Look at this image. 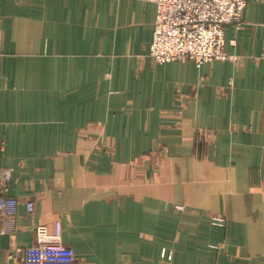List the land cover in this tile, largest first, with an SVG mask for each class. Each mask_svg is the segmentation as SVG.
Wrapping results in <instances>:
<instances>
[{
    "label": "crops",
    "instance_id": "0c3cea01",
    "mask_svg": "<svg viewBox=\"0 0 264 264\" xmlns=\"http://www.w3.org/2000/svg\"><path fill=\"white\" fill-rule=\"evenodd\" d=\"M246 1L231 58L198 67L149 55L150 1L0 0V169L21 203L0 264L57 222L78 264H264V0Z\"/></svg>",
    "mask_w": 264,
    "mask_h": 264
},
{
    "label": "built area",
    "instance_id": "2783aa9c",
    "mask_svg": "<svg viewBox=\"0 0 264 264\" xmlns=\"http://www.w3.org/2000/svg\"><path fill=\"white\" fill-rule=\"evenodd\" d=\"M156 6L153 41L149 55L159 64L175 61H192L198 67L213 61H226L231 57L224 47L225 29L244 25L243 12L246 0H147ZM14 169H0V218L12 228L3 232H15L13 226L20 200L10 195ZM30 214L35 210L33 202L27 203ZM183 210L182 206H176ZM223 221V220H222ZM221 222V221H220ZM35 244L19 249L20 264H78L74 249L62 241L61 224L57 222L50 232L45 225L34 229ZM168 252V251H167ZM162 256L173 260V252L163 251ZM165 258V257H164Z\"/></svg>",
    "mask_w": 264,
    "mask_h": 264
},
{
    "label": "rangeland",
    "instance_id": "374dc122",
    "mask_svg": "<svg viewBox=\"0 0 264 264\" xmlns=\"http://www.w3.org/2000/svg\"><path fill=\"white\" fill-rule=\"evenodd\" d=\"M164 251H165V250H164ZM165 252L168 254L167 251H165ZM164 257H165V258H164ZM164 257L162 256V258L165 259L166 261H168V262H172V260H171V261L167 260V259H166V256H164Z\"/></svg>",
    "mask_w": 264,
    "mask_h": 264
}]
</instances>
